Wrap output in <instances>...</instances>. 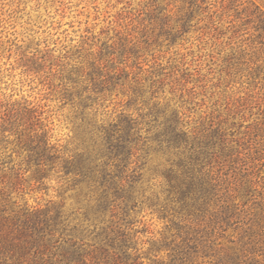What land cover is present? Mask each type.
I'll return each instance as SVG.
<instances>
[{
  "label": "rangeland",
  "instance_id": "374dc122",
  "mask_svg": "<svg viewBox=\"0 0 264 264\" xmlns=\"http://www.w3.org/2000/svg\"><path fill=\"white\" fill-rule=\"evenodd\" d=\"M114 72L122 75L117 85L102 90L99 82ZM133 88L140 97L128 108ZM140 100L177 112L186 130L213 131L201 164L219 184L198 222L223 251L197 264L227 263L233 253L264 261V0H0L1 202L86 205L77 188L62 190V172L50 171L46 188L24 172L29 139L46 133L61 155L82 152L87 121L137 116ZM144 130L136 187L163 201V171L177 150ZM171 204L169 218L183 219ZM137 218L144 240L169 223L147 208Z\"/></svg>",
  "mask_w": 264,
  "mask_h": 264
},
{
  "label": "trees",
  "instance_id": "16d2710c",
  "mask_svg": "<svg viewBox=\"0 0 264 264\" xmlns=\"http://www.w3.org/2000/svg\"><path fill=\"white\" fill-rule=\"evenodd\" d=\"M104 76L98 85L108 91L122 77L120 72ZM132 91L128 108L140 97L137 88ZM139 103L143 107L137 116L120 111L107 122L87 121L89 144L73 155H61L46 133L29 139L23 170L31 171V180L46 188L43 179L49 172H62V190L77 188L87 204L70 211L64 201L50 200L44 207H36L27 203L7 206L0 200V264H197L199 257L223 251L214 248L211 232L198 222L219 184L218 176L206 177L201 164L206 149L214 144L213 131L208 127L186 130L178 113H168L158 101ZM143 128L159 146L177 150V160L163 171L168 184L163 201L157 194L143 196L136 187L142 178L141 159L148 149L149 137L142 136ZM22 179L19 173L17 183ZM171 203H176L179 213L184 212L183 219L169 218V211L174 210ZM144 208L169 222L157 238L139 237L148 233L146 227L138 228L142 220L137 215ZM74 213L81 214L82 220L75 217L78 222H74ZM233 216L232 212L221 220ZM218 263L264 261L233 253L227 263Z\"/></svg>",
  "mask_w": 264,
  "mask_h": 264
}]
</instances>
